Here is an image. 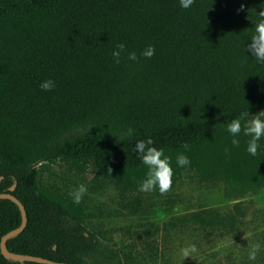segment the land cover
<instances>
[{
    "label": "trees",
    "instance_id": "1",
    "mask_svg": "<svg viewBox=\"0 0 264 264\" xmlns=\"http://www.w3.org/2000/svg\"><path fill=\"white\" fill-rule=\"evenodd\" d=\"M259 3L194 0L183 9L179 0H0V193L15 184L28 218L8 249L126 264L121 248L86 223L83 202L44 183L37 166L63 160L138 190L146 169L134 144L146 136L172 157L170 188L152 190L167 207L183 201L170 191L187 171L222 183L230 197L263 188L264 137L252 157L243 130L235 146L226 130L264 105V64L245 48ZM118 42L125 51L115 63ZM149 45L154 54L141 56ZM46 79L55 82L47 91ZM178 152L189 164L176 166ZM21 222L19 206L0 198V242ZM0 264L46 263L10 262L0 248Z\"/></svg>",
    "mask_w": 264,
    "mask_h": 264
},
{
    "label": "rangeland",
    "instance_id": "2",
    "mask_svg": "<svg viewBox=\"0 0 264 264\" xmlns=\"http://www.w3.org/2000/svg\"><path fill=\"white\" fill-rule=\"evenodd\" d=\"M262 110L264 105L251 115ZM37 168L44 183L61 191L86 185V223L121 248L126 264H264V187L230 197L222 183L200 182L187 171L170 191L183 201L167 207L165 197L152 191L123 190L63 160ZM250 244L260 245L254 261ZM190 245L196 251L184 257L180 250Z\"/></svg>",
    "mask_w": 264,
    "mask_h": 264
},
{
    "label": "clouds",
    "instance_id": "3",
    "mask_svg": "<svg viewBox=\"0 0 264 264\" xmlns=\"http://www.w3.org/2000/svg\"><path fill=\"white\" fill-rule=\"evenodd\" d=\"M193 3L194 0H179L180 7L183 9L190 8ZM243 9L244 5L241 4L238 11ZM256 16L257 22L254 24L253 31L246 38L245 48L254 55L256 63L264 64V0H260L259 11H256ZM124 51L125 44L123 42H118L111 53L115 63L120 62L121 54ZM153 54L154 48L151 45L140 53L141 56L146 58H150ZM127 55L129 60H137V54L135 52H128ZM54 86L55 82L51 79H46L40 83V88L45 91L52 89ZM226 130L232 135L231 143L234 146L239 144V139L237 137L243 130V135L249 137L246 142V151L250 156L256 157L258 155V149L261 147L259 141L261 137H264V110L260 111L258 114L252 115L250 120L246 119V114L244 112H241L238 117L233 118L227 123ZM132 134L133 130L128 129L127 135L131 136ZM183 147L185 151L188 149L187 144ZM134 151L146 169L144 176L137 181L138 190L146 192L158 188L161 193L166 192L172 184V157L166 155L162 147H156L151 136H146L144 139H137L134 144ZM189 162V158L184 152H178L175 155V164L177 167L185 166L189 164ZM86 190V185L79 184L69 193L72 202L78 204ZM180 251L184 257H188L191 252L196 251V248L195 245H190L186 248H182ZM259 251V244H250L248 252L249 260L254 261Z\"/></svg>",
    "mask_w": 264,
    "mask_h": 264
},
{
    "label": "water",
    "instance_id": "4",
    "mask_svg": "<svg viewBox=\"0 0 264 264\" xmlns=\"http://www.w3.org/2000/svg\"><path fill=\"white\" fill-rule=\"evenodd\" d=\"M16 185H12L8 192H2L0 193V198H9L11 200H13L20 208L21 214H22V222L21 224L8 231L6 234H4L1 238V242H0V248H1V252L2 254L10 261V262H14V261H35V262H40V263H46V264H79V263H73V262H64V261H56V260H52L50 258H46L43 256H37V255H32V254H23V253H16V252H12L8 249L7 247V240L20 233L21 231L24 230V228L27 225V212L25 209L24 204L21 202V200L19 198H17L12 191L15 189Z\"/></svg>",
    "mask_w": 264,
    "mask_h": 264
}]
</instances>
